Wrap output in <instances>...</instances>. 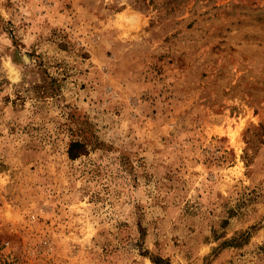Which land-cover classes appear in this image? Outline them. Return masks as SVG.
<instances>
[{"label": "rangeland", "instance_id": "374dc122", "mask_svg": "<svg viewBox=\"0 0 264 264\" xmlns=\"http://www.w3.org/2000/svg\"><path fill=\"white\" fill-rule=\"evenodd\" d=\"M0 264H264V0H0Z\"/></svg>", "mask_w": 264, "mask_h": 264}, {"label": "trees", "instance_id": "16d2710c", "mask_svg": "<svg viewBox=\"0 0 264 264\" xmlns=\"http://www.w3.org/2000/svg\"><path fill=\"white\" fill-rule=\"evenodd\" d=\"M80 146H83V144L79 141L73 143V147H72V150L70 152V154L73 158L79 156V154L81 153L79 150H77V151L75 150V148H78Z\"/></svg>", "mask_w": 264, "mask_h": 264}]
</instances>
